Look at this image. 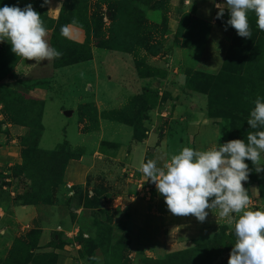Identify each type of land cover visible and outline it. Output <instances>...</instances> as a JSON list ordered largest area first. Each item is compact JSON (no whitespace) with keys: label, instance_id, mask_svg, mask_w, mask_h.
<instances>
[{"label":"rangeland","instance_id":"374dc122","mask_svg":"<svg viewBox=\"0 0 264 264\" xmlns=\"http://www.w3.org/2000/svg\"><path fill=\"white\" fill-rule=\"evenodd\" d=\"M75 1L77 23L67 25L69 36L63 44L61 40L55 42L64 46L56 48L62 53L58 59L37 64L34 60L17 57L9 43H0L3 51L0 59L9 67L13 66L9 71L0 72V264H142L145 259L163 261L173 253L182 254L180 257L184 259L178 260L182 264H228L236 237L231 226L218 217V210L209 211L204 223L193 216L171 214L155 184L138 171L139 157L132 158L133 146L140 142L133 140L120 150L117 144H111H126L132 129L104 117L95 127L91 119L96 116L94 107L97 114L98 108L95 103H91L94 107L90 108L87 101L99 99L105 108H115L119 102L118 111L105 115L112 119L114 115L121 117L122 112L124 117L130 111L136 114L138 102L144 95L153 98L152 109L145 113L147 119L143 122L149 131L145 142L142 141L145 144L142 162L158 159V166H162L183 147L205 150L233 139L246 141L248 131H252L247 121L224 113V107L249 114L258 96L264 100V31L251 25V22L256 24L253 19H249L251 39L239 37L235 30L231 33L218 27L216 20L213 22L217 9L210 0H191L188 5L181 0L175 5L176 12L169 10L173 9L170 0H151L145 6L136 4L132 13L138 14L141 22L130 34L136 47L133 55L140 74L145 75L149 69L154 80L149 79L130 100H121L128 93L127 84L132 82L133 85L131 63L128 65L121 54L100 49L112 26L108 9L115 10L120 0ZM194 1L205 4L197 9ZM28 3L36 11L43 10L46 18L55 19L65 7L71 9L68 6L73 0L67 3L50 0L45 7H41L43 0H0V7L7 4L23 8ZM61 3L63 7H59ZM249 14L256 18L253 13ZM93 18L98 23L92 24ZM228 18L225 13L223 26ZM50 20L45 23L50 25ZM82 21L90 25L86 45L92 52L91 60L54 69L55 65L78 57L74 46L83 43L86 36L80 26ZM46 29V39L53 47L57 35L51 26ZM97 31L102 37L95 38ZM213 32L218 34L212 38ZM221 34L228 37L233 34L236 38L235 45L230 43L232 38L226 47L224 45L221 61L225 51L230 49L224 70L207 73L191 68L201 82L215 76L216 81L209 84L208 89L212 113L208 110L207 114L208 101L201 104L191 99L195 95H206L185 90L184 73L189 68L181 65L186 54L182 48L191 50L189 44L197 46L192 43L211 40L207 47L205 43L198 44V48L191 50V56L199 62L209 61L205 65L214 67L225 42ZM189 58L187 54L186 62ZM46 94L48 100L45 101ZM44 101L46 116L42 123ZM77 104L84 107L81 120ZM199 111L204 112L206 120H197L193 125L196 127L189 126V112L199 114ZM40 126H44L39 142L43 150L46 149L44 153L29 148L41 134ZM99 138L102 141L96 149L95 142ZM57 148L70 150L76 155L75 159L58 170L61 181L47 184L49 190L44 202L25 205L27 196L35 188L23 174L25 161H32V169L41 154L36 170L51 180L52 165L46 164ZM261 162L264 163V154ZM245 163L250 169L254 168L251 161L245 160ZM242 183L250 197L246 210L264 211V172L257 174L253 170L249 180ZM42 189H46V185ZM28 206L26 212H21L25 214L19 218L20 222L14 220L18 218H14L15 210ZM233 215L238 217L239 214ZM208 222L213 223L211 233L205 232ZM198 257L206 261H199Z\"/></svg>","mask_w":264,"mask_h":264},{"label":"clouds","instance_id":"9594fccd","mask_svg":"<svg viewBox=\"0 0 264 264\" xmlns=\"http://www.w3.org/2000/svg\"><path fill=\"white\" fill-rule=\"evenodd\" d=\"M49 2L43 0L41 7ZM210 2L217 9L213 22L223 20L227 12L225 31L231 27L239 37L251 39L249 13L255 15L257 28L264 31V0ZM60 35L69 36L67 25L61 26ZM47 36L44 21L31 3L23 8L7 4L0 7V43H9L17 57L37 64L58 59L62 53L49 45ZM253 103L247 118L252 131H248L246 141L233 139L205 150L183 147L162 166H158V159H151L138 167L147 181L155 184L171 214L193 216L204 223L209 211L218 210V217L231 226L236 237L228 264H264V211L246 210L250 197L242 183L249 180L253 170L264 172V100L258 96ZM245 160L254 168L250 169Z\"/></svg>","mask_w":264,"mask_h":264},{"label":"trees","instance_id":"16d2710c","mask_svg":"<svg viewBox=\"0 0 264 264\" xmlns=\"http://www.w3.org/2000/svg\"><path fill=\"white\" fill-rule=\"evenodd\" d=\"M64 1L67 3L69 0H64ZM150 1L151 0H120V2H118V7L115 10L109 8L108 9V12L110 13L109 19L111 20L112 26L109 27V29H108V33H109L108 39L103 41V43L100 46L101 47L100 49L106 50V51H114V52H119V53L130 54L134 58L133 52L136 50V47L133 44L134 38L130 34H132L134 32V29L137 26V24L138 23L140 24L141 17H138V14L135 15L132 12L137 8V7H135L136 4L145 6V4L149 3ZM76 4H77V2L75 0H73L72 5L68 6V7H71V9L69 8L66 10V7H65L64 8L65 10H62L58 14L57 18H55V19L49 18V17L46 18L43 10H40V11L37 10V12L40 13V15H41L42 20L44 19V26L45 27L51 26L52 28H54V33L57 35L58 40L53 41V43H52L53 48L64 47V46H61V44H56L55 42L56 41L60 42V40H61V42L63 44L65 37L60 35V28H61V26H64V25L73 24L72 19H74L76 17L75 14L77 13V11L74 8V7H76ZM129 12H130V14L128 16H125ZM215 16H216V14H215ZM249 19L250 20L253 19L254 21H256V18H254L250 14H249ZM49 20H50L51 24H54V26L51 24L50 25L46 24ZM45 21H47V22L45 23ZM91 21H92V24L98 23L96 18L91 19ZM222 23H223V20H218V19L216 20V25L220 28H224ZM251 25H256V24L251 22ZM80 26L84 28V30L86 32V36H85V41L83 43H78V44H80L78 47L74 46L76 49L74 53L78 57L73 58L74 60L71 62H68V61H66V63L61 62V63L55 65L54 68H61L64 66H70V65H74L77 63H82V62H86V61L91 60L92 52L90 51V48L86 45L87 41L89 40L88 36H89L90 25L87 22L82 21ZM113 28H117V31L114 30ZM139 28H140V26H139ZM139 28H138V30H139ZM233 30H235V29H229V27H228L229 32H231V31L233 32ZM130 31H131V33H130ZM253 31H256V30H253ZM195 35H197L199 37L198 33H196ZM99 37H102V33L100 31H97L95 33V38H99ZM231 38L232 39H231L230 43L232 45H235V43L233 41L236 38L234 37L233 34H232ZM204 41L205 40H202V41L198 40L192 44L193 45L203 44V43H205ZM183 46L186 47L185 45H183ZM188 47H191L190 44L188 45ZM229 50L230 49L228 48V50L226 51L225 57L223 59V62H222V65H221L219 71H221L222 68L224 70V68L226 67L225 63L227 60ZM0 53L2 55L3 51L0 50ZM66 58L70 59V57H66ZM66 58H64V59H66ZM139 65H140V63H139ZM134 66H135V70L137 71L139 77H141V78L142 77H145V78L153 77V75L151 74L152 71H150L149 69H147L148 73H145V75L142 76L140 74V70L138 71V67L135 63V58H134ZM12 67L13 66L9 67V65H7L4 62V60L0 59V72H5L4 70L9 71V69H12ZM193 72H194V70H192V69H186V71L184 73V75H185V85H184L185 90H187L190 93L205 94L207 101H208L209 97H210V93L208 91V89L210 88L209 84L212 85V82L216 81L214 79L215 76H211L209 79H206V82H203V81L201 82L200 78H198V76H196V73H193ZM201 74H203V73H201ZM48 82H49V80L47 81V83ZM151 100H153V98L151 96L144 95V97L141 99V101L138 102L139 108H137L136 114H133L130 111L124 117L123 112H122L121 117L118 115H114L112 118L115 121H119V122L123 123L124 125L129 126L132 129L133 140H135L137 142L143 141L146 138V135L149 131L148 127L143 126V122L145 119H147V114H145V113H147L148 110L152 109L153 105L151 104ZM89 104H90L89 105L90 108L94 107L91 103H89ZM43 107L44 106H41V108H42L41 109V117H42ZM79 107H80L79 120H81L82 115H83L82 111L84 110V107H81V105ZM211 107L212 106L210 104V101H208L207 106H206L207 114L209 111H210V114L212 113ZM133 109H134V107H133ZM224 109L226 110V111L224 110V113H227V114L230 113L231 115L238 117L244 121H247V118L249 116L248 113H242L240 110H238L237 108H234V107H224ZM93 110H94V113L96 116H95L94 120L93 119H91V120L93 121L94 126L98 127L97 110L95 107ZM40 129H41V134L39 135L36 143L30 144L29 148L30 149H37V151H39V153H42V152L44 153V150L40 149L38 147L39 142H40V138H41L42 133H43V126H42V128L40 126ZM102 143H109V142H102ZM111 144H115V143H111ZM49 156H52V158L50 160H48L46 165H52V169L49 171V176H50L51 180H47V178L44 176V173L40 172V170H36V168L38 167V164L42 160L41 154H38V160H35L32 169H31L32 161L29 160L27 163L25 161L24 168L22 170L23 174L25 177H27L30 180L33 187H35L33 193L31 195L27 196L28 202H26L25 205H31L34 203V201L44 202L46 199L47 192L49 190V185H47V184L51 183L52 181H54V182L61 181V174L59 173L58 170L65 167V165L67 164V162L69 160L75 159V157H76V155L74 153H72L70 150L58 149V148L54 152H51V154ZM45 185H46V189L43 190L42 188L45 187ZM181 255L182 254L173 253V254H170L169 256H167L163 261H154L151 259H145L142 264H182L181 263L182 261H178L180 259H184V258L180 257ZM198 260L202 261V262L206 261V259L202 260L200 257H198ZM176 261H178V262H176Z\"/></svg>","mask_w":264,"mask_h":264},{"label":"crops","instance_id":"0c3cea01","mask_svg":"<svg viewBox=\"0 0 264 264\" xmlns=\"http://www.w3.org/2000/svg\"><path fill=\"white\" fill-rule=\"evenodd\" d=\"M190 1L191 0H183V2L185 3V4H189L190 3ZM178 3H181V0H170V4H171V6L173 5V9L172 8H169V10L170 11H175L176 12V10L177 9H175L176 8V4H178ZM193 4H195V6H196V8L198 9L200 6H203L202 5V3L201 2H197V1H194L193 2ZM170 7V6H169ZM181 8L182 9H185V7H184V4H181ZM212 24V27H214V24L213 23H211ZM217 34H218V32H213L212 34H211V37L213 38V36L215 37V36H217ZM221 36H223L222 34H221ZM224 37V39H223V41H225L224 43H222V45H221V48L219 49V60H218V62H217V64H215V66L214 67H209V66H207V65H205V62H209V61H201V62H199V61H197V60H195V58L194 57H192L191 55H192V52H191V50L193 49V48H198L197 46H191V47H189L191 50H186V49H188V48H182V50H183V52L184 53H186L185 55H183V61H182V66L184 67V69L185 68H189V69H191V68H193V69H195V70H200V71H202V72H207V73H217V71L218 70H220V67H221V65H222V61H221V58H222V56H223V53H224V45H225V47H226V45L227 44H229V40H230V38L231 37H228V35H224L223 36ZM210 38V37H209ZM210 41L211 40H208L206 43H205V46L207 47L208 45H209V43H210ZM205 50H207V48L205 49ZM172 51H175V49H172ZM111 52H114V51H111ZM226 52V51H225ZM116 53H118V54H121V55H123L124 56V61L125 60H127V61H125L126 63H128V65L131 63V74H130V79H132V81H133V85H131L132 84V82H131V84L130 83H128L127 84V86L129 87L128 89H126V91H128V93L123 97V98H121V100L122 99H128V100H130L131 99V97H132V95L133 94H135L136 92H138V90L140 89V88H142L143 86H146L147 85V83H148V80L150 79V81H153L154 79H152V78H145V77H139L138 76V73H137V71L135 70V66H134V58H133V56L132 55H130V54H126V53H119V52H116ZM189 55L190 56V58H189V60H188V62H186V59H185V56L186 55ZM125 55H127V56H125ZM225 55V54H224ZM204 56H206V57H208V54H206V53H204ZM173 57L176 59L177 57L173 54ZM90 61V60H89ZM129 61V62H128ZM87 62V61H86ZM83 63V62H82ZM183 63H184V65H183ZM204 63V64H203ZM77 64H79V63H77ZM77 64H74V65H77ZM168 65V64H167ZM70 66H73V65H70ZM68 67V66H67ZM128 67V66H127ZM54 69H57V68H54ZM131 85V86H130ZM118 88H120L121 89V87L120 86H118ZM199 97V98H198ZM192 100H194V101H196V102H199V101H201V102H199V103H201V104H203V101H207V98L206 97H203V96H199V95H195V96H193L192 98H191ZM46 100H48V94H46V97H45V101ZM44 101V102H45ZM101 102V100H99V99H97V101H95L93 98H90L87 102H90V103H95L96 104V106H97V108H98V126L102 123V121H101V117H104V119L105 120H109V121H114V122H117L118 124H123V123H121V122H119V121H115V120H113V119H108L107 117H105V115L106 114H108L110 111H118L120 108H121V106H120V104H119V102H118V104H117V106H115V108H113V107H102L101 105H100V103L99 102ZM87 102H85V103H87ZM46 104V102L44 103V108H43V112H42V123H43V121L45 120V116H46V109H45V105ZM77 105H81V104H77ZM79 106H78V108H79ZM61 111V110H60ZM61 113V112H60ZM177 113H181V112H179V111H177ZM67 115V114H66ZM165 115V114H164ZM207 118V117H206ZM206 118H205V115H204V112L203 111H199V114H194V113H190L189 112V115H188V120L189 121H191V122H189L188 123V125L189 126H191V127H196V126H193V125H195V123H197L196 121L197 120H199V121H201L202 119L204 120H206ZM193 121V122H192ZM124 125V124H123ZM202 124H200V126H201ZM127 126V125H126ZM205 126V125H204ZM203 126V127H204ZM129 127V126H128ZM99 129V128H98ZM43 131H44V126H43ZM150 139H153L152 138V136H150ZM101 139L99 138L98 140H97V142H95V147H96V149L99 147V145H100V143H101ZM125 142H127L125 145L124 144H121V143H115V144H117L118 145V148H119V150L120 149H123V148H126V147H128L129 145H131V143L130 142H133V137L131 136V138L129 139H127ZM143 142H145V139H144V141ZM39 147L41 148V149H43L42 148V146H41V143H39ZM44 150H46V149H44ZM125 150V149H124ZM96 151V150H95ZM94 151V152H95ZM145 144H142V141L138 144V145H135V146H133V149H132V158L133 159H136L135 158V156H137V157H139L138 159V161L141 163L142 161H144V156H145ZM93 152V153H94ZM10 158H12L11 156H10ZM131 157L129 158L130 160L132 159ZM137 161V160H136ZM131 162V161H130ZM19 208V207H18ZM27 208H30L29 206L28 207H21V208H19L18 210H15V212H14V218L17 216L18 218H16V219H14V220H16V221H19L20 222V220H19V218L20 217H22V216H24V214L25 213H23V214H21V212L22 211H24V212H26V209ZM13 220V221H14ZM213 224V223H212ZM212 224H209V222L207 223V225H208V227L205 229V232H210L211 233V231L213 230V226H212Z\"/></svg>","mask_w":264,"mask_h":264}]
</instances>
